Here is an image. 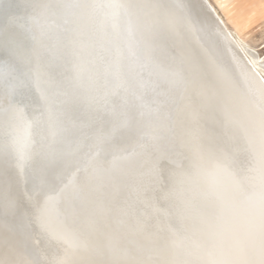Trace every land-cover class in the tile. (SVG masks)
Returning a JSON list of instances; mask_svg holds the SVG:
<instances>
[{
	"label": "bare ground",
	"instance_id": "obj_1",
	"mask_svg": "<svg viewBox=\"0 0 264 264\" xmlns=\"http://www.w3.org/2000/svg\"><path fill=\"white\" fill-rule=\"evenodd\" d=\"M257 14L0 0V264H256Z\"/></svg>",
	"mask_w": 264,
	"mask_h": 264
},
{
	"label": "rangeland",
	"instance_id": "obj_2",
	"mask_svg": "<svg viewBox=\"0 0 264 264\" xmlns=\"http://www.w3.org/2000/svg\"><path fill=\"white\" fill-rule=\"evenodd\" d=\"M217 9L228 26L234 27L235 18L241 11L257 8L258 14L250 27L242 30L241 35L248 45L255 48L260 55H264V0H209ZM238 27V26H237ZM240 28V27H239Z\"/></svg>",
	"mask_w": 264,
	"mask_h": 264
},
{
	"label": "snow or ice",
	"instance_id": "obj_3",
	"mask_svg": "<svg viewBox=\"0 0 264 264\" xmlns=\"http://www.w3.org/2000/svg\"><path fill=\"white\" fill-rule=\"evenodd\" d=\"M259 229L262 233H264V217H262L260 221ZM258 256L259 259L257 260L256 264H264V245L261 246Z\"/></svg>",
	"mask_w": 264,
	"mask_h": 264
}]
</instances>
